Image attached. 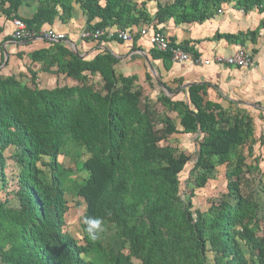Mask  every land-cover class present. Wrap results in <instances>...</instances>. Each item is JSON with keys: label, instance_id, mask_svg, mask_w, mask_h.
Listing matches in <instances>:
<instances>
[{"label": "trees", "instance_id": "16d2710c", "mask_svg": "<svg viewBox=\"0 0 264 264\" xmlns=\"http://www.w3.org/2000/svg\"><path fill=\"white\" fill-rule=\"evenodd\" d=\"M27 1L0 0V12L41 30L68 23L78 4L88 29L147 26L165 33L171 21L203 23L232 4L263 17L255 30L217 33L216 39L256 45L264 30V0H34L33 15L23 18L18 10ZM168 39L198 55L189 41ZM139 40L136 35L134 49H141ZM41 41L27 54L40 71L28 63L25 72L0 71V264H264V171L255 149L264 136H256L250 111L209 99L207 82L170 95L184 79L170 85L161 72L160 90L148 94L140 75L120 70L121 59L111 51L81 58L64 41ZM148 53L171 71V51L151 46ZM4 59L2 53L0 65ZM145 77L156 90L154 75ZM178 134L197 135L194 153L172 145ZM70 147L76 159L88 154L77 163L87 175L73 187L77 204L85 206L77 232L67 228L71 170L60 160ZM8 157L16 168L12 181ZM220 166L227 191L207 210L195 209L197 190ZM86 217L114 226L118 247L103 231L92 241Z\"/></svg>", "mask_w": 264, "mask_h": 264}, {"label": "crops", "instance_id": "0c3cea01", "mask_svg": "<svg viewBox=\"0 0 264 264\" xmlns=\"http://www.w3.org/2000/svg\"><path fill=\"white\" fill-rule=\"evenodd\" d=\"M37 7V3L34 0H28L26 3L20 6L18 10V14L23 18H30L35 8ZM77 9H80L78 4L74 5V11ZM222 12H218L217 15L214 17V19H218L215 21L213 18L206 20L203 23H191V24H175L173 21L168 23L166 25V28L164 29L166 35L169 37L176 39V44H181L185 41L190 42V47H193L195 51L198 52V55L203 57L204 59L213 58L215 55L223 54V55H229L232 54L239 45L233 44L227 42L225 44L221 43V40L218 39L217 44L210 45L206 43V40H211L210 42H213L216 40L214 35H217V33H238V32H246L247 30L255 28L258 26V21L263 17V14L258 13L257 11L245 13L243 10H237L233 7L232 4H228L227 6H222ZM73 11V12H74ZM81 13V22L83 24L82 29L79 33H76V31L73 30V25L70 24V21L66 24L62 23L61 21H56V24L53 28L57 31L64 32L67 35V40L64 41L69 44V33L67 32V29L74 32V35L76 37L75 42H72L77 46L79 52L81 55H84V57H92L95 53L101 51V50H108V45L114 43L116 45L118 52L113 53L116 57L120 58V64L118 65L119 69L122 70L125 73H138L141 75V73L146 75V72L151 69L152 65L157 68L159 73L163 75V80L167 81L170 85H172L173 81L175 79H184L183 84L187 83H210V87L208 89V98L216 101L225 108H230L233 111L234 110H240V111H250V113L254 116L255 122L257 123V120L263 119L264 121V94H258L252 87V83L249 80L251 79V73L254 69H256L259 66H263L261 60L264 59V46H262V43H257L252 48L258 49V52L255 57V66L253 68L247 69V68H241L238 67V69H242L243 72L241 73V76L232 68H230V65H223V68L216 67L213 71L212 79L211 80H195L191 78V76H187L192 71L188 72L189 70L187 67H191L190 63L192 62L188 61L185 63H179L184 64L181 65V68H176L174 65H178V63H174L171 71H166L161 62L158 60H153L152 57L149 55L148 51H145L143 49H134L133 48V41H125V42H131L132 45L127 47L124 43H119L118 39H114L113 42H105V43H99L98 41L92 39V40H83L80 37L81 32L86 28V16L80 9ZM223 15V17H221ZM249 16V20H251V24L248 26V22L246 19ZM0 60L2 57V53L5 56L4 50H6L9 54L8 63L2 67V71L6 73H19L21 71H26L25 64L28 63L30 66L40 71L41 64L40 63H31L28 59L27 54L31 53L33 50L41 47L44 45V43L41 41L38 44H32L33 41L24 43L25 40H17L13 37L14 32V25H13V19L15 17H12L11 19H8L7 16L0 12ZM253 21H257V23H254ZM207 26L208 31H212L210 34V37L208 38L203 34L204 31V25ZM244 24L247 25V29H244ZM64 25H69V27H65ZM199 25V26H198ZM48 28V27H45ZM213 35V36H212ZM143 39L140 38V40L137 43V47L142 48ZM38 40V39H35ZM34 40V41H35ZM220 40V41H219ZM252 44V43H251ZM150 48L151 45L149 44ZM247 47V46H246ZM71 48V47H70ZM226 48L228 51H230L227 54H224L222 52H219L220 49ZM150 50V49H149ZM232 51V52H231ZM19 52H24L26 55L24 56V59H19L17 57V54ZM142 54V55H138ZM5 60V59H4ZM152 64V65H151ZM212 63L210 66H213ZM208 66V67H210ZM136 69H133V68ZM202 67H207L202 65ZM229 67V68H228ZM264 67V66H263ZM0 70V71H1ZM40 78L44 79L45 82H47L46 77L43 76V73H40ZM141 78V77H140ZM146 78V77H145ZM264 80V75H263ZM146 81V80H145ZM158 81V80H157ZM160 82V81H158ZM182 84V85H183ZM219 84V85H218ZM181 85V86H182ZM165 89L164 87H162ZM186 89V88H185ZM184 90V89H182ZM181 95V93H180ZM258 115L255 117L254 113ZM257 130V126H256ZM264 134V126H263V133Z\"/></svg>", "mask_w": 264, "mask_h": 264}, {"label": "rangeland", "instance_id": "374dc122", "mask_svg": "<svg viewBox=\"0 0 264 264\" xmlns=\"http://www.w3.org/2000/svg\"><path fill=\"white\" fill-rule=\"evenodd\" d=\"M225 5L227 6L228 4H225ZM155 9H156L155 4L151 3L149 5V10L151 11V13H154ZM80 13H81L80 9L76 8V10L73 12V17L69 23V25L70 24L73 25L72 28L74 31H76V33H79L82 29V26H83V24L80 20L81 19ZM221 17H223V15H221ZM247 17L248 18L246 19V21L248 22V26H249L251 24V20H249V16H247ZM0 20H1V18H0ZM215 20H218V19H214L212 21H215ZM253 22L257 23V21H253ZM69 25H64V26L68 28ZM206 25H208V24L204 25L203 34L209 38L212 31H208ZM248 26L244 24V29H247ZM256 28H257V26L253 29L255 30ZM67 32L70 35L69 39L76 43L77 40H75L76 37L74 35V32L70 31L69 29H67ZM259 33H260V35L258 37V43H262V46H264V30L260 31ZM210 41L211 40H206V43L210 44V45H212V44L215 45V44L219 43L218 39H216L213 42H210ZM40 42H41V40H35V41H33L32 44H38ZM226 42L227 41L225 39L221 40L222 44H225ZM124 44L127 47L132 45L131 42H125ZM246 46H247L248 51H250L252 53L253 57H255L256 55L259 56L260 53L257 54V53L252 52V49H253L252 47L254 46L253 44L248 42L246 44ZM108 49L112 53L118 52L117 47H116V45H114V43L110 44V46L108 45ZM141 49H143L145 51H149V49H150L149 43H148L146 38L143 39V44H142ZM262 49H264V48H262ZM219 52L227 54L230 51H228L226 48H223V49H220ZM137 54L142 55L139 53H137ZM261 62L264 66V59H262ZM213 64H214L213 66L207 65V67H202V65H195L193 63L192 64L190 63L191 67L188 66L187 69L189 70L188 72H190V71H192V72L189 73L187 76H191V78H193L195 80H211L212 76H213V73L211 71H213L216 67H219V68L224 67L223 66L224 64H219V63H213ZM181 65H184V64L178 63V65L175 64L174 66L176 68H181ZM204 66H206V65H204ZM208 66H210V67H208ZM263 66H259L256 69H254L250 75L252 80H249L253 85L252 88L256 92H258V94H264V80H263L264 67ZM230 68L235 70L241 76V73L243 72L242 69H238L237 66H231ZM133 69H136V68L134 67ZM149 71L154 75V78H155L154 83L156 84V88H157L156 90H153L152 87L149 85V83L147 81H145L146 78H145L144 73L143 74L141 73V75L140 74L139 75L141 77V81L145 85L146 93L155 94L156 91L160 90V87L157 85L158 84L157 78H160L159 71L153 65H152L151 69H149ZM181 96L182 95H180V97ZM254 115H255V117L258 116L256 114V112L254 113ZM262 120L263 119L260 118V120H257V123H256V126H257L256 136L259 139H260L261 135L264 136V134H261V133H263V126H264V121H262ZM196 136L197 135L178 134V135L173 136L171 142H172V145L178 146L180 149L187 151L188 153H194V151L197 149ZM261 142L262 141L259 140L258 144H256V146H255V149H256V152L260 155V157L262 156L261 168L264 171V145H262ZM69 150H70V152H68V153L65 152V155L60 156L61 157L60 160L65 165V167H68L71 170V172L68 173V178H67V180H68L67 181L68 192H67L66 197H67L69 204H70V209H69L68 214H67V219H68L67 228H69L72 231L77 232V231H80L79 224L81 222V217H82V214L84 212L85 206L83 204H81V205L77 204V199L73 197V194H74V188L73 187H74V184H76L78 182H82V180L87 175L84 171H82L79 168V165L77 163L81 162V160H83V158H86L88 156V154H86V152H83V150H81V152H83L82 158L76 159L77 157L74 153V151H75L74 148L70 147ZM7 164H8V169H7L8 179L10 181H12V179L15 178L13 173H15V171H16L14 160L11 157H8ZM191 166H192V162H190L186 166V170L181 176L182 180H184L187 177L189 170L191 169ZM217 171L218 172H217L215 177L210 179L205 186H203L202 188H199L197 190L196 196L194 197V201H193L195 209H200L202 211L207 210V208L210 206V204L213 200H216L218 197H220L221 195H223L227 191V182H226V177H225V171H226L225 166H220ZM253 188H255V186L251 185L249 189H247L245 187L244 191L248 190L247 192H249ZM79 201H81V200H79ZM14 202H15V200H14ZM115 232H116V229L114 226L107 225L106 223L103 224V238L113 248L118 247ZM76 235H77V233H76Z\"/></svg>", "mask_w": 264, "mask_h": 264}, {"label": "built area", "instance_id": "2783aa9c", "mask_svg": "<svg viewBox=\"0 0 264 264\" xmlns=\"http://www.w3.org/2000/svg\"><path fill=\"white\" fill-rule=\"evenodd\" d=\"M222 12V9L219 10ZM14 32L13 37L19 41L28 39L48 40L51 42H61L67 40V35L64 32L57 31L53 28H43L41 30L29 29L27 23L22 18L15 17L13 19ZM136 35L140 38H146L148 43L159 51H171L172 61L174 63L192 62L195 65H211L212 63H219L230 66H237L242 68H253L255 60L252 53L248 51L246 46L239 45V47L229 55L218 54L213 58L204 59L199 55L185 50L181 46H171L168 36L158 30L151 29L144 26L136 29L135 32L119 28L107 29H88L85 28L81 34V39H95L102 36H107L111 39H118L125 41H133Z\"/></svg>", "mask_w": 264, "mask_h": 264}, {"label": "clouds", "instance_id": "9594fccd", "mask_svg": "<svg viewBox=\"0 0 264 264\" xmlns=\"http://www.w3.org/2000/svg\"><path fill=\"white\" fill-rule=\"evenodd\" d=\"M84 223L87 225V233L92 241L99 238V234L103 231L102 220L99 218L86 217Z\"/></svg>", "mask_w": 264, "mask_h": 264}, {"label": "water", "instance_id": "95a60500", "mask_svg": "<svg viewBox=\"0 0 264 264\" xmlns=\"http://www.w3.org/2000/svg\"><path fill=\"white\" fill-rule=\"evenodd\" d=\"M34 40H35V39L25 40L24 43H28V42H31V41H34ZM69 44H71L70 47H71V49L74 51V53H75L77 56H79V57H81V58L84 57V55H81V54H80V52H79L77 46H76L71 40H69ZM4 52H5V60H4L3 66L6 65V64L8 63V59H9V54H8V52H7L6 50H4ZM3 66H2V67H3ZM2 67H0V70L2 69ZM157 80H158V81H161L160 78H157ZM193 84H195V83H187V84H183V85L180 86V88H179L178 90H176L175 92H173V93L168 92V93H169L170 95H173V96L178 95V94L182 91V89L188 88V87L192 86ZM162 87H163V86H162Z\"/></svg>", "mask_w": 264, "mask_h": 264}]
</instances>
